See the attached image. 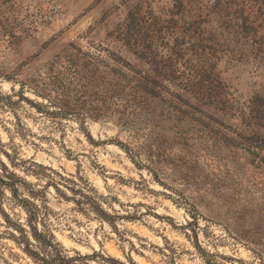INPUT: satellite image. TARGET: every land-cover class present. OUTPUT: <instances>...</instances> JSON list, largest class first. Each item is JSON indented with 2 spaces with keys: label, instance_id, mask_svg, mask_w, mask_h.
<instances>
[{
  "label": "rangeland",
  "instance_id": "rangeland-1",
  "mask_svg": "<svg viewBox=\"0 0 264 264\" xmlns=\"http://www.w3.org/2000/svg\"><path fill=\"white\" fill-rule=\"evenodd\" d=\"M0 180V264H264V0H0Z\"/></svg>",
  "mask_w": 264,
  "mask_h": 264
},
{
  "label": "trees",
  "instance_id": "trees-1",
  "mask_svg": "<svg viewBox=\"0 0 264 264\" xmlns=\"http://www.w3.org/2000/svg\"><path fill=\"white\" fill-rule=\"evenodd\" d=\"M76 50L78 51V52H80V50L78 49V48H76ZM81 68L83 69V71L84 70H86L87 69V65L86 64H83L82 66H81ZM114 72V70H110V75H111V73H113ZM113 77V79H115L114 78V76H112ZM100 79H103V77H99V82H100ZM102 81H104V80H102ZM107 85H110V84H107ZM113 85V84H112ZM52 87H54L53 89L55 90V91H58V90H62L63 89V86H61L57 81H54V82H52ZM144 89V88H143ZM150 93V92H149ZM94 112H93V114H91L90 115V117H91V119H93V120H100V119H104L106 116H112V118H114V117H117L115 114H114V112H111L110 113V111L111 110H109L106 106H99V107H97L96 109H94L93 110ZM108 112H109V114H108ZM121 116H123V114H121ZM118 120H122V118H117ZM0 182H3V181H1L0 180ZM11 189H13V191H14V188H11ZM57 263H59V264H68L67 262H65L64 260H61V258H58V259H56V260H52L51 262H50V264H57Z\"/></svg>",
  "mask_w": 264,
  "mask_h": 264
}]
</instances>
